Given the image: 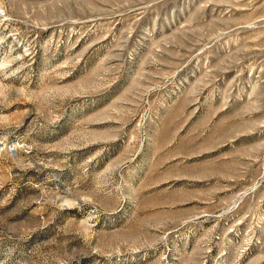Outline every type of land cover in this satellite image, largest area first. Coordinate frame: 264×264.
<instances>
[{
  "label": "rangeland",
  "instance_id": "rangeland-1",
  "mask_svg": "<svg viewBox=\"0 0 264 264\" xmlns=\"http://www.w3.org/2000/svg\"><path fill=\"white\" fill-rule=\"evenodd\" d=\"M0 264H264V0H0Z\"/></svg>",
  "mask_w": 264,
  "mask_h": 264
}]
</instances>
